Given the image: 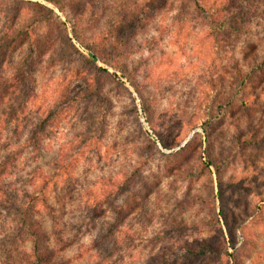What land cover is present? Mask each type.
I'll use <instances>...</instances> for the list:
<instances>
[{"label": "rangeland", "instance_id": "374dc122", "mask_svg": "<svg viewBox=\"0 0 264 264\" xmlns=\"http://www.w3.org/2000/svg\"><path fill=\"white\" fill-rule=\"evenodd\" d=\"M57 1L106 50L124 47L128 76L101 61L89 67L67 38L85 57L89 51L49 1L0 0V45L21 29L38 40L31 63L25 42L7 48L0 64V191L9 197L0 208V264L37 169L69 184L37 217L56 264H230L235 249L224 219L241 264H264V145L251 150L253 165L237 160L223 173L202 166L208 154L215 162L226 155L237 132L264 137V103L246 113L232 89L252 78L248 100L264 102V0H240L242 31L224 36L220 54L191 2ZM98 68L108 74L94 75ZM220 105L223 114L205 134ZM38 128L41 152L34 153L27 141ZM205 241L218 258L192 253ZM23 249L31 253V242Z\"/></svg>", "mask_w": 264, "mask_h": 264}, {"label": "trees", "instance_id": "16d2710c", "mask_svg": "<svg viewBox=\"0 0 264 264\" xmlns=\"http://www.w3.org/2000/svg\"><path fill=\"white\" fill-rule=\"evenodd\" d=\"M53 5H55L59 10L67 17L68 21L71 22L72 25V33L73 38L81 45V47L85 48L89 51V56L85 57L76 47L71 43V39L68 37L69 43L76 50V52L82 57V59L89 64V67H94L97 61H101L104 64L113 68L116 72H120L124 77L128 76V73L125 69L124 59L126 57V52L123 46H119L118 48L112 47L111 50H106L104 47V41L96 42L89 38L86 33H83L82 29L78 27L80 24H77L75 21H72L71 17L68 15L65 5L61 4L57 0H47ZM186 2H191L196 10L201 14L202 18L206 21L208 26L210 27V35L214 42V48L217 54H220L224 48V44H226L224 36L230 33H240L242 31V23L244 22L243 13L241 10L240 0H225L221 4L213 7L204 2V0H183ZM37 5V4H36ZM41 8L42 5H37ZM238 9L237 11H235ZM52 19L57 20L59 24L64 25L61 19L51 10ZM41 20V19H40ZM84 34V35H83ZM29 37V38H27ZM27 38V40H26ZM12 43L0 45V64L3 60V57L8 54L7 48H11L12 50L18 46L22 47L25 42H28L31 47V51L26 57L25 63H31L33 59L34 49L38 43L37 39H33V32L30 29H21L19 32H16L11 38ZM99 73L108 74L107 70H103L98 68L97 71H94V75ZM115 76V75H114ZM254 79H250L249 77H240V83L243 86H239L236 90L233 87V96L237 99L238 102L242 105V108L246 111V113L251 112L250 109L263 106L264 102H259L258 100L249 101L248 94H252L254 90ZM10 84V83H8ZM14 85V84H13ZM253 87V88H252ZM10 89V88H9ZM242 96L243 99H240ZM257 95V94H253ZM232 99H226L228 101V105L231 104ZM258 101V102H257ZM214 97H211L209 102L205 106V111L208 114V111L213 108ZM224 106L220 105L217 108V115L213 116L210 121L206 125L205 134H208L206 131V126L216 120L219 115L223 114ZM227 110V108H226ZM213 123V122H212ZM41 128V127H40ZM38 130L35 132L36 137L32 136L31 139L27 141V145L31 147L34 153L41 152L40 149V140L43 136H40ZM257 130L251 131L247 133V135H242V133L237 132L233 137V144L230 148L229 152L226 155H223L218 162L213 161L211 154H208V161L203 162L202 166L210 170V166H215L217 173L225 172L224 168L230 169L232 165L238 160L239 163L254 164V156L251 154L252 149H258L260 145H264V137L259 139L257 137ZM207 141L210 142V138L207 135ZM164 145V144H163ZM165 146V145H164ZM166 147V146H165ZM6 163L4 166H8ZM5 168V167H4ZM38 174V177H34V181L32 182L33 187L31 191L25 194L23 199V203L19 205L17 208V234L16 241H12L9 243L8 249L5 252V262L4 264H56V256L53 255V250H51V245L48 240L47 234L43 231L41 224L37 217L40 215V209L44 208L46 210H51L50 202L52 200V193L56 195L57 190L61 191L65 188H68L69 184L65 181L55 180L54 177L50 178L46 175H42L41 169H37L34 175ZM41 180V183H36L38 180ZM59 181V182H58ZM219 184L222 185V178L219 175ZM122 186V185H121ZM119 186V188L121 187ZM222 190V187H221ZM113 192H109L108 194H112ZM109 196V195H107ZM114 197V195H113ZM8 196L5 195L2 191H0V208L4 207V203L8 201ZM57 202L56 197H53ZM4 202V203H3ZM110 205L112 201H106ZM111 202V203H110ZM224 216V211L222 210L220 214H218V225H221L220 220ZM225 223L226 236L229 238V244L232 248L235 249V252L228 255L231 259L228 260L230 264H241V254L240 250L236 248L235 245V237L236 233L232 231L231 227L227 224V220H223ZM209 228H213V222L206 224ZM222 227V226H221ZM215 228V227H214ZM223 232V228H222ZM113 235L112 228L110 226L109 230L101 236L102 240L106 242L110 240V236ZM113 238V237H112ZM30 241L32 245L31 253H27L23 249V245L25 242ZM192 253L196 254L200 259L215 256L218 258L220 256L219 250L215 249V246L211 243L205 241L203 244L199 245L197 250H193ZM31 257V261L28 259ZM29 260V261H28Z\"/></svg>", "mask_w": 264, "mask_h": 264}]
</instances>
